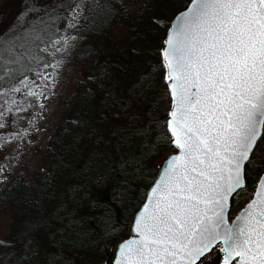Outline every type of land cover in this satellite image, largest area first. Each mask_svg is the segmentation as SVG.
Returning <instances> with one entry per match:
<instances>
[{
  "label": "snow or ice",
  "instance_id": "snow-or-ice-1",
  "mask_svg": "<svg viewBox=\"0 0 264 264\" xmlns=\"http://www.w3.org/2000/svg\"><path fill=\"white\" fill-rule=\"evenodd\" d=\"M47 7L27 0L16 21L0 33V128L12 119L6 114L22 110L17 93L27 89L26 97L43 96L51 75L45 70L62 62L53 64L40 53L54 59L67 51L70 36L58 34L78 33L80 14L94 5L62 0L52 11L66 13L60 17L64 27L54 31L37 29L28 20ZM151 19L166 29L158 59L140 73L138 89L121 97L109 92L106 101L118 106L117 120L133 95L147 97L155 88L153 95L168 101L163 117L153 114L141 124L133 113L113 130L117 150L131 149L133 136L153 137L147 153L120 158L127 185L122 202L137 199L133 187L145 173L151 175L147 161L161 151L165 155L130 219L135 235L118 245L116 264H264V174L256 175L258 155H264V0H184L170 22ZM28 73L42 82L41 91H34ZM148 144L142 141L140 147ZM109 175L97 182H107ZM250 185L252 198L231 218Z\"/></svg>",
  "mask_w": 264,
  "mask_h": 264
},
{
  "label": "trees",
  "instance_id": "trees-1",
  "mask_svg": "<svg viewBox=\"0 0 264 264\" xmlns=\"http://www.w3.org/2000/svg\"><path fill=\"white\" fill-rule=\"evenodd\" d=\"M61 2L33 13L28 20L37 29L48 26L54 31L57 25L63 29L60 17L66 13L57 15L52 11ZM183 3L184 0H88L86 4L94 8L83 11L78 20L79 32L58 34L70 36L72 60L67 90L58 99L42 166L27 178L18 176L0 193V215L6 222L0 240L10 242L7 246L0 244V264H104L111 247L126 233L165 151L147 161L151 175L145 173L146 178L133 187L137 199L122 202L121 189L127 185L120 158L129 152L147 153L153 137L133 136L131 149L120 146L117 150L119 138L112 133L133 113L141 124H146L153 114L163 117L168 101L153 95L155 88L147 97L133 95L118 120L114 119L118 106L106 101L111 99L109 92L121 97L139 88L136 81L149 62L158 59L166 30L151 18L170 22ZM40 55L51 62L47 54ZM28 76L38 83L33 73ZM156 81L157 86L161 85L159 76ZM26 92L23 89L14 97L22 110L8 113L12 119L4 128L14 130L28 120L35 102L33 97H26ZM142 141H148V146L140 147ZM257 159L259 176L264 170V155ZM106 172L110 173L107 182H97ZM253 186L233 212L251 198ZM57 208L58 217L54 215Z\"/></svg>",
  "mask_w": 264,
  "mask_h": 264
},
{
  "label": "rangeland",
  "instance_id": "rangeland-1",
  "mask_svg": "<svg viewBox=\"0 0 264 264\" xmlns=\"http://www.w3.org/2000/svg\"><path fill=\"white\" fill-rule=\"evenodd\" d=\"M58 1L39 0L41 4L51 5V7ZM87 1L77 0L76 3L86 4ZM26 2L27 0H0V21H3L0 23V31L16 21L17 14L24 10ZM48 8L50 7L46 9ZM82 14L83 12L80 17ZM57 60L62 62L61 66L46 70V73L51 74L46 82L47 88L44 89L42 97L34 98L35 104L28 120L14 130L0 128V193L18 176L27 178L42 166L43 150L52 134L58 99L65 94L67 80L71 73H69L72 60L70 43L67 51L57 53L54 59L51 57V63L54 64ZM53 79H55V85L52 83ZM35 85L34 91H41L42 82L38 80ZM5 223L4 217L0 215V236Z\"/></svg>",
  "mask_w": 264,
  "mask_h": 264
},
{
  "label": "water",
  "instance_id": "water-1",
  "mask_svg": "<svg viewBox=\"0 0 264 264\" xmlns=\"http://www.w3.org/2000/svg\"><path fill=\"white\" fill-rule=\"evenodd\" d=\"M173 19V18H172ZM161 160V159H160ZM159 160V161H160ZM157 169V168H156ZM261 174H264V170H263V172L261 173ZM155 176H156V173H155ZM155 176H154V178H155ZM153 178V179H154ZM252 198V197H251ZM250 198V199H251ZM249 199V200H250ZM248 203V202H247ZM246 203V204H247ZM245 204V205H246ZM244 205V206H245ZM243 206V207H244ZM242 209V208H241ZM240 209V210H241ZM239 210V211H240ZM239 211H237L236 213H234L233 214V211H231V213H230V217L231 218H234L238 213H239ZM132 217V216H131ZM131 219V218H130ZM135 234L131 231V223H130V220H129V223H128V227H127V231H126V233L118 240V241H116L115 242V244L111 247V249H110V251H109V254H108V256H107V258H106V260H105V262H104V264H116V259H117V257H118V255H119V250H118V245L120 244V242L122 241V240H126V239H130V238H132V236H134Z\"/></svg>",
  "mask_w": 264,
  "mask_h": 264
}]
</instances>
